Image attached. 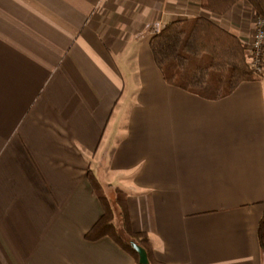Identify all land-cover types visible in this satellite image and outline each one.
<instances>
[{"label":"crops","instance_id":"0c3cea01","mask_svg":"<svg viewBox=\"0 0 264 264\" xmlns=\"http://www.w3.org/2000/svg\"><path fill=\"white\" fill-rule=\"evenodd\" d=\"M247 10L214 20L244 45ZM202 14L201 0H0V264H138L86 237L97 181L124 195L150 264H264V79L201 98L168 85L149 46Z\"/></svg>","mask_w":264,"mask_h":264},{"label":"trees","instance_id":"16d2710c","mask_svg":"<svg viewBox=\"0 0 264 264\" xmlns=\"http://www.w3.org/2000/svg\"><path fill=\"white\" fill-rule=\"evenodd\" d=\"M241 2L247 3L254 15L264 20V0H201V9L205 14L171 22L151 38V53L168 85L201 98L219 100L230 95L242 83L264 79L249 67L244 45L239 38L220 28L209 17L223 16ZM118 193L122 194L116 191ZM118 198L119 223L115 222L109 204L100 196L103 216L86 237L96 240L109 236L121 249L131 254L137 263L138 254L133 245L141 247L150 264L149 238L144 233L131 230L124 195L122 199ZM118 230L125 233L126 240L119 237ZM257 240L264 254V214L258 224Z\"/></svg>","mask_w":264,"mask_h":264},{"label":"rangeland","instance_id":"374dc122","mask_svg":"<svg viewBox=\"0 0 264 264\" xmlns=\"http://www.w3.org/2000/svg\"><path fill=\"white\" fill-rule=\"evenodd\" d=\"M246 6L248 7V10H247V13H245V15H244V17H243V19H244V21H243V25L246 27V26H248L249 27V30H250V39L248 40V42L247 43H245V45H244V41L242 42L243 43V45H244V49H245V56H246V53H248V50H249V47H250V43H251V41H252V39H253V37H254V34H255V27H254V17H256L255 15H254V13H253V11H252V9L250 8V6L246 3ZM251 12V13H250ZM213 21L214 20H218L219 19V17L220 16H209ZM215 23L217 24V25H219L218 24V22H216L215 21ZM246 30H248V28L246 27L245 28ZM245 42H246V40H245ZM264 45V44H263ZM263 47H262V51H261V62H262V66H263V68H264V51H263ZM160 71V70H159ZM264 71V70H263ZM262 77H264V72L263 73H259ZM98 184V185H97ZM96 187V191L98 192V194H100V196H102V197H104V199H105V203L107 204H109L108 206H109V208H111V211H112V213L114 214V219H115V216L118 214L119 215V213H120V209H119V207L117 206V198L118 199H122V194L121 195H119V193L118 194H116V192L115 191H113L112 193H109V192H107V193H105V190H104V188H103V186H102V184H101V182L100 181H97V183H96V185H95ZM117 197V198H116ZM119 221H120V218H119ZM118 234H119V237L121 238V239H123V240H126L127 239V237H126V235H125V233L122 231V230H118Z\"/></svg>","mask_w":264,"mask_h":264},{"label":"built area","instance_id":"2783aa9c","mask_svg":"<svg viewBox=\"0 0 264 264\" xmlns=\"http://www.w3.org/2000/svg\"><path fill=\"white\" fill-rule=\"evenodd\" d=\"M255 34L250 43L246 58L249 67L258 72L263 73L264 68L261 62V51L264 44V20L258 17H254Z\"/></svg>","mask_w":264,"mask_h":264},{"label":"water","instance_id":"95a60500","mask_svg":"<svg viewBox=\"0 0 264 264\" xmlns=\"http://www.w3.org/2000/svg\"><path fill=\"white\" fill-rule=\"evenodd\" d=\"M134 249L136 250L138 254V263L139 264H148L147 256L145 251L136 245H133Z\"/></svg>","mask_w":264,"mask_h":264}]
</instances>
